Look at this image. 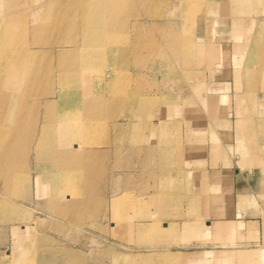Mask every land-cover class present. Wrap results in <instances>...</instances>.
I'll return each instance as SVG.
<instances>
[{"label": "rangeland", "instance_id": "1", "mask_svg": "<svg viewBox=\"0 0 264 264\" xmlns=\"http://www.w3.org/2000/svg\"><path fill=\"white\" fill-rule=\"evenodd\" d=\"M215 1L196 0L195 5L199 6L197 16L204 19V27L195 26L190 30L196 42L193 48L197 52L189 55L186 61L170 58L165 53L150 52L148 48L156 46L159 50L163 45L162 49H165L162 31L186 29L181 0H171L169 8L155 10L159 16L143 28L147 35L144 41L147 49L142 50L139 61L135 62L133 57L127 58L125 63L122 58L118 59L120 67L116 71H120L122 80L127 81L130 96L127 101L106 110V114L109 113L105 114L103 121L106 128L98 131L92 141L94 146L90 141L83 144L95 148V155L89 156L87 148L81 151L82 160L76 168L78 193L72 197L73 203L68 205L64 216H56L48 210L46 197L38 195L35 180L38 172L35 157L31 156L27 166L20 170L31 179L27 202L24 201V205L23 200L11 197L24 206L21 210L27 213L26 218L0 222V254L5 255L6 261L13 258L19 240H25L28 244L24 254L28 257L27 264H55L54 257L44 250L48 242L64 250L58 253L67 258L66 264H123V260L121 263L113 261L111 253L153 257L154 262L148 261V264H166L158 260L162 257L168 260V264H264V235L245 236L242 230L229 229L223 236L206 223L218 217L216 214L229 217L231 212L233 189L228 175L217 176L205 171L206 160L212 157L211 154L233 145L230 121L225 119L231 117L235 120L238 114L248 116L250 112V116L256 118L255 128L263 131L257 123L264 118V81H259L254 96L247 93L249 77L241 75L247 55L240 60L235 46L246 40L250 32L253 36L259 31L255 29V22L264 19V0H242L240 3H246L244 11L233 13L232 17H227L220 9L215 10ZM218 18H223L226 23L217 22ZM168 19L177 25L165 27ZM139 20L147 21L142 11ZM96 65H99L98 71L108 75L111 67L108 61L107 65ZM137 92L140 99L154 98L156 103L140 104V100L136 103ZM95 94L99 96V90ZM237 95L246 96L243 105L252 109H240ZM213 96L219 99L215 107L211 104ZM252 97L257 107L252 103ZM236 125L239 142L242 132L245 137L242 142H248L246 129L249 124L237 122ZM152 143L160 154L163 152L161 155L167 156L159 153L151 156ZM120 146L124 149L121 155H104L100 150H122ZM166 159L169 160L167 163L164 162ZM239 159V166L244 169L248 158L240 156ZM90 161L97 164L94 170H89ZM259 166L254 174L248 177L245 173L241 178L238 187L241 197L264 199V162ZM170 184L177 189L168 188L167 191ZM169 189L174 190L170 192ZM124 193L131 198L122 207L123 217L119 213L117 221L114 202ZM240 207L244 212L256 210L260 213L257 216L264 218V204H243ZM137 221L159 225L167 233L154 227L145 229L144 236H136ZM57 223L62 231L55 228ZM121 233H125L123 237H120ZM157 236L161 239L158 243L145 242ZM35 249L42 251L37 254ZM203 250L217 254L206 256L202 262L187 261L196 259V253ZM245 255L251 256L248 261L243 260Z\"/></svg>", "mask_w": 264, "mask_h": 264}, {"label": "bare ground", "instance_id": "2", "mask_svg": "<svg viewBox=\"0 0 264 264\" xmlns=\"http://www.w3.org/2000/svg\"><path fill=\"white\" fill-rule=\"evenodd\" d=\"M234 1L233 4V0H216L214 9H220L227 17L244 11L246 3H240L242 0ZM170 2L171 0H0V222H15L26 218L27 213L21 210L24 206L18 201L23 200V204L27 202L31 179L21 174L20 170L27 166L32 155L38 172L35 178L38 195L46 197L47 209L56 216L62 217L67 213L68 205L73 203L72 197H76L78 193L76 168L82 160L81 151L87 148L83 144L90 141V145L94 146L92 141L98 131L106 128L103 122L106 110L127 101L130 96L127 81L122 80L120 71H116L120 67L118 59L122 58L125 63L127 58L133 57L135 62L139 61L142 50L147 49L144 26L147 23L151 25L153 19L159 16L158 12L154 13L156 9L169 8ZM195 4L196 0H181L186 29L181 32L162 31L165 49H162L163 45L159 50L152 46L148 47L150 52L165 53L178 61H186L189 55L196 54L197 50L193 48L196 42L193 41L190 30L195 26L204 27V19L197 16L199 6ZM141 11L146 15L145 22L139 20ZM216 21L225 22L223 18ZM255 23V29L259 31L253 36L250 32L246 40L235 45L240 60L247 55L246 64L241 67V75L249 77V91L246 92L253 96L259 81H264V19ZM176 25V22L168 19L165 27L173 28ZM238 35L241 39V35ZM124 40L127 42L122 45ZM107 61L111 67L108 75H104L98 71L99 65L96 64L107 65ZM175 68L177 69L176 66ZM98 90L99 96L95 94ZM235 97L240 109L250 107L243 105L246 96ZM251 99L254 100V97ZM139 100L140 104L156 103L154 98L140 99V93L137 92L135 102ZM218 101L213 96L211 104L215 107ZM252 103L257 107L256 100ZM238 115V123L249 124L248 130L246 129L248 142H242L245 137L243 132L240 133L241 143L238 140V148L262 149L259 145L254 146L251 139L263 133L255 128L256 118L250 116V112L247 113L248 116ZM154 143L150 147L151 156L159 153ZM120 148L122 150H100H103L104 155H121L124 149L122 146ZM94 149L87 148V154L95 155ZM167 160L164 162L167 163ZM88 165L89 170L97 167L94 161H90ZM168 188L174 187L170 184L167 191ZM173 190L169 189L170 192ZM127 193L121 194L114 202L117 221L120 215L123 217L122 207L130 202L131 197ZM11 197L19 199L13 201ZM54 225L57 230H63L58 227L59 223ZM155 227L164 234L167 233L159 225ZM144 230L145 227L138 226L137 235L144 236ZM124 234L121 233L120 237ZM15 235L18 236L17 232ZM145 242L148 243V240ZM18 244L17 253L12 259L6 261L5 255L0 254L1 263L27 264L28 257H24V254L28 244L25 240H19ZM44 250L54 257L55 264L67 263V258L58 253L63 249L48 242ZM41 251L36 250L35 253L39 254ZM110 258L117 263L123 260V264H145L155 260L149 256L137 258L118 253H111ZM163 258L158 260L168 264V260L164 258L165 262Z\"/></svg>", "mask_w": 264, "mask_h": 264}, {"label": "crops", "instance_id": "3", "mask_svg": "<svg viewBox=\"0 0 264 264\" xmlns=\"http://www.w3.org/2000/svg\"><path fill=\"white\" fill-rule=\"evenodd\" d=\"M228 122L230 121V126L232 129V135L231 139L233 142V145L228 148L226 146L223 148L220 152L216 151L214 154H211V158L206 160L205 165V171L212 172L213 174L220 176V174H227L228 175V181H230V184L232 183V189H233V195H232V202H231V212L229 217H223L221 214H216L218 217L214 218L213 220L207 221L206 223L211 229H215L217 233H221L223 236L226 235L228 232L226 230H235L239 231L242 230L244 235L247 236H263L264 235V218L259 217V212H256V210H252L253 212H244L240 205L246 204V205H260L264 204V199L259 197H241L238 194V187L239 182L242 181L243 175L246 173L249 177V174H254L255 171L259 170V164L261 162H264V118H260L259 123L257 125L262 126L263 133L262 135L251 138L252 143L255 145H259L262 147V149H249V148H243L239 149V142H238V129H237V118L233 120V118H227L225 119ZM226 122V121H225ZM227 126L228 123L226 122ZM263 139V140H262ZM246 157L248 160L247 166L243 167L244 169L240 168L239 163L240 159L239 157ZM242 178V179H241ZM216 179L220 180L219 177H216ZM222 181V180H220ZM224 182V181H223ZM226 183V182H224ZM136 228L138 226H143L145 229L148 227H151L152 229L156 226L154 224H145L141 223L139 221L136 222ZM251 231V232H247ZM145 231V230H144ZM216 234V233H215ZM136 236L137 233H136ZM163 239V238H162ZM159 241H161L160 237L157 236L156 238L151 239L148 243L156 244ZM164 241V240H162ZM17 253V250H16ZM15 253V255H16ZM215 254L216 252L210 251V250H203L199 253H196L197 257L194 260H187V261H194V262H202L206 256H211V254ZM194 254V253H193ZM217 254V253H216ZM220 255V254H219ZM244 254H241V256ZM251 256L245 255L244 261H248Z\"/></svg>", "mask_w": 264, "mask_h": 264}]
</instances>
